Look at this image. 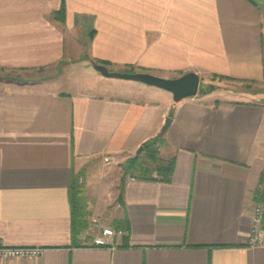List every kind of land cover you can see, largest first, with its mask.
<instances>
[{"label":"crops","instance_id":"0c3cea01","mask_svg":"<svg viewBox=\"0 0 264 264\" xmlns=\"http://www.w3.org/2000/svg\"><path fill=\"white\" fill-rule=\"evenodd\" d=\"M88 38L110 70L193 71L223 89L176 103L101 74L84 86L68 70ZM0 71L17 75L0 89V244L44 248L0 264H264V245H248L264 179V0H0ZM167 117L172 181L128 176L122 207L118 167ZM80 171L89 223L127 215L115 249L73 233Z\"/></svg>","mask_w":264,"mask_h":264},{"label":"trees","instance_id":"16d2710c","mask_svg":"<svg viewBox=\"0 0 264 264\" xmlns=\"http://www.w3.org/2000/svg\"><path fill=\"white\" fill-rule=\"evenodd\" d=\"M63 15V8L60 11ZM94 64L110 65V62L103 60H95ZM93 64V65H94ZM143 72H148L142 70ZM128 73L134 72L133 68H130ZM214 78H219L223 80L222 76H214ZM217 87L214 84H208L206 87H200L198 95L204 96L212 93ZM216 101V104H219ZM166 141L163 135H158L157 137L145 142L143 144L144 151L137 157L129 158L127 163L129 167L121 178V184L119 187V194L117 196V202L123 207V193L124 184L128 176L141 179V180H155L162 182H171L172 176L175 170V157H169L167 159L160 155L161 148L165 145ZM70 201L72 205V229L76 236H80L89 226L90 212L88 210V200L85 194V183H84V173L80 171L78 174L72 178L69 187ZM257 201L264 200V179H262L261 187L256 192L255 196ZM113 227L121 229L125 232L123 236L124 242L128 240V234L130 230L129 221L127 215L124 214L121 219L115 220ZM122 245H127L126 243Z\"/></svg>","mask_w":264,"mask_h":264},{"label":"built area","instance_id":"2783aa9c","mask_svg":"<svg viewBox=\"0 0 264 264\" xmlns=\"http://www.w3.org/2000/svg\"><path fill=\"white\" fill-rule=\"evenodd\" d=\"M106 162L111 158H105ZM252 225L248 238L249 246L264 245V200L255 201L252 208ZM125 232L110 225H102L97 219L89 223L88 228L82 233L83 237H92V247L117 248ZM42 247H9L0 244V261L11 259L39 258L43 255Z\"/></svg>","mask_w":264,"mask_h":264},{"label":"water","instance_id":"95a60500","mask_svg":"<svg viewBox=\"0 0 264 264\" xmlns=\"http://www.w3.org/2000/svg\"><path fill=\"white\" fill-rule=\"evenodd\" d=\"M93 66L95 70L105 78L134 81L168 91L173 95V100L176 103L181 102L184 99L197 96L201 84L200 76L193 71L187 72L179 77L167 78L143 71L132 73L112 71L103 64H94ZM171 121V117L166 118L165 124L161 130V135L165 134ZM143 151L144 146L142 145L137 150L134 157L139 156ZM128 167L129 163H125V170H127Z\"/></svg>","mask_w":264,"mask_h":264},{"label":"rangeland","instance_id":"374dc122","mask_svg":"<svg viewBox=\"0 0 264 264\" xmlns=\"http://www.w3.org/2000/svg\"><path fill=\"white\" fill-rule=\"evenodd\" d=\"M89 43H90V38H88L87 40H85L83 43H81L82 47V52L80 50V66L77 67V70L78 71H72V69L68 70L69 73H78V77L80 80H81V83L85 86H92V85H97V84H102L103 82H108L106 81L105 79H103L102 77H100V73L97 72L93 66V64L95 63V59H92L91 56H90V52H89ZM88 61L89 63H85V64H82L83 61ZM87 64V65H86ZM64 71V69L62 70V68H60V73ZM112 71H117V70H112ZM65 72V71H64ZM118 72H123V71H118ZM16 72H5V71H0V89L1 90H4V91H7V85L8 83H10L11 81H13L15 78H17L15 75ZM45 73H48V72H45ZM15 81V80H14ZM220 81L222 82L223 80H220L218 78H214L213 80H210V81H204V82H201L200 84V87H206L208 84H214L217 89H215L213 92H216V91H220V89H223L220 85ZM227 84V83H226ZM232 86H235V85H232ZM224 87V86H223ZM228 87H231L230 85ZM212 92V93H213ZM128 159L126 160V163H127ZM124 171L125 168H124V165L121 163L118 167V173H122L124 174ZM120 192V190H119ZM118 192V194H119ZM102 225L103 222H101ZM110 226H113V225H110Z\"/></svg>","mask_w":264,"mask_h":264}]
</instances>
